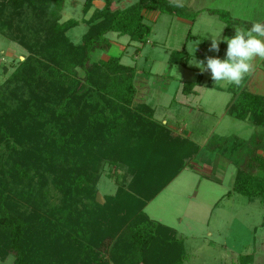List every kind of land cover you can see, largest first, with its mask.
<instances>
[{
  "label": "trees",
  "instance_id": "obj_1",
  "mask_svg": "<svg viewBox=\"0 0 264 264\" xmlns=\"http://www.w3.org/2000/svg\"><path fill=\"white\" fill-rule=\"evenodd\" d=\"M117 1L122 0H84V16L93 3L103 6L84 21L87 30L79 45L67 37L79 22L60 23L63 0H3L1 5V35L30 54L0 87V258L10 255L13 264H183L187 258L177 232L148 220L125 191L120 203L114 200L121 218L105 209L99 234L90 223L97 214L92 208L101 209L90 170L100 173L103 161L125 170L129 192L151 200L199 152L155 123L152 107L137 100L135 68L121 64L120 57L91 63L92 53L110 50L108 34L144 44L152 32L144 12L182 17L185 8L167 0H128V6L113 9ZM190 59L182 51L172 53L168 63L187 67ZM194 86L184 83L181 93L195 95ZM227 113L264 128V97L241 92ZM241 146L235 138H218L209 151L228 150L231 161ZM261 148L254 139L247 142L232 194L264 199ZM52 192L60 195V205L48 210L46 196ZM18 193H39L43 216L19 212ZM123 216L132 217L128 224ZM114 222L117 228L109 227ZM251 262V256L242 257L241 264Z\"/></svg>",
  "mask_w": 264,
  "mask_h": 264
},
{
  "label": "rangeland",
  "instance_id": "obj_2",
  "mask_svg": "<svg viewBox=\"0 0 264 264\" xmlns=\"http://www.w3.org/2000/svg\"><path fill=\"white\" fill-rule=\"evenodd\" d=\"M63 1L60 23L68 20L79 22L77 27L67 32V37L79 45L87 30L84 21L103 3H95L93 10L84 16V0ZM168 1L174 3V0ZM182 2L186 12L182 17L144 12L146 23L152 28L144 44L130 43L127 37L108 34L106 37L111 43L110 50L92 53L91 63L120 57L121 64L135 68L137 100L152 107L155 123L165 126L173 136L192 142L199 152L187 161V168L151 200L129 192L125 185L130 179L125 177V170L103 161L100 173L90 170L93 181L97 178L94 184L95 201L99 196V202L96 203L101 207L92 208L97 214L94 215L96 218L91 216L95 221L90 223L99 234L103 228L99 217H107L105 209H110L113 215L121 218L123 212L117 210L120 205L115 201L120 203L118 197L125 191L139 202L140 210L148 220L165 230L177 232L178 240L183 242L187 254L183 264H241L242 257L247 256L252 258L250 264H264V199L249 201L241 195L232 194L236 163L246 153L247 142L254 139L264 151V128H257L248 121L236 120L227 113V106L233 96L241 92L264 97V60L256 58L253 61L254 71L239 88L234 85H215L210 71L201 72L195 66L196 61L203 60L206 63L208 56L224 59L227 44L222 38L233 37L235 27L250 28L256 21L264 23V0ZM2 3L3 0H0V8ZM130 3L128 0L117 1L112 8L121 9ZM219 36L220 51L210 52L211 37ZM182 51L191 56L187 67L170 65V55ZM29 55L0 33V87L7 83ZM78 73L83 78L84 74ZM184 83H193L196 95H183L181 90ZM134 108L135 105L130 106V109ZM218 138H235L239 146L242 145L239 152L235 153V160L232 159L234 162L230 161L228 150L215 151L214 154L209 151ZM39 149L36 147L37 152ZM49 187L50 183L47 185ZM227 193L232 195L225 197ZM17 195L14 196V204L19 212L27 216V213L33 212V215L36 211L43 216L41 202L44 203V200L41 201L39 193ZM46 197L48 210L58 208L60 195L52 192ZM81 201L88 204L86 198ZM77 209L80 215L82 206L78 205ZM123 217L125 224L132 218ZM109 227L117 228V222L111 226L109 224ZM13 262L14 258L10 255L0 258V264Z\"/></svg>",
  "mask_w": 264,
  "mask_h": 264
},
{
  "label": "clouds",
  "instance_id": "obj_3",
  "mask_svg": "<svg viewBox=\"0 0 264 264\" xmlns=\"http://www.w3.org/2000/svg\"><path fill=\"white\" fill-rule=\"evenodd\" d=\"M173 6L182 8V0H174ZM227 44L225 58L208 56L205 61H196L201 72L210 71L211 79L217 84L243 86L245 78L254 71L253 61L264 60V23L256 21L250 28L235 27L233 37L224 36ZM221 38L211 37L210 52H219Z\"/></svg>",
  "mask_w": 264,
  "mask_h": 264
},
{
  "label": "crops",
  "instance_id": "obj_4",
  "mask_svg": "<svg viewBox=\"0 0 264 264\" xmlns=\"http://www.w3.org/2000/svg\"><path fill=\"white\" fill-rule=\"evenodd\" d=\"M168 1V0H167ZM95 3H98V2H95ZM95 3H93V7H94V4ZM102 8V7H101ZM100 9V8H99ZM91 10H93V8L91 9ZM96 10V9H95ZM194 92H195V90H193ZM195 95H196V92H195Z\"/></svg>",
  "mask_w": 264,
  "mask_h": 264
},
{
  "label": "water",
  "instance_id": "obj_5",
  "mask_svg": "<svg viewBox=\"0 0 264 264\" xmlns=\"http://www.w3.org/2000/svg\"><path fill=\"white\" fill-rule=\"evenodd\" d=\"M96 201L99 202V196H97Z\"/></svg>",
  "mask_w": 264,
  "mask_h": 264
}]
</instances>
